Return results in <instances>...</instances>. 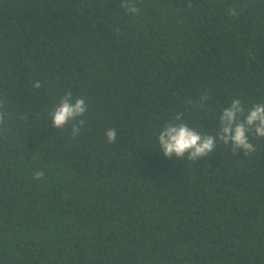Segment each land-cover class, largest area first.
Returning <instances> with one entry per match:
<instances>
[{"label":"trees","instance_id":"trees-1","mask_svg":"<svg viewBox=\"0 0 264 264\" xmlns=\"http://www.w3.org/2000/svg\"><path fill=\"white\" fill-rule=\"evenodd\" d=\"M131 2L0 0V264H264V137L158 145L264 103V0ZM67 92L87 111L57 129Z\"/></svg>","mask_w":264,"mask_h":264},{"label":"clouds","instance_id":"clouds-1","mask_svg":"<svg viewBox=\"0 0 264 264\" xmlns=\"http://www.w3.org/2000/svg\"><path fill=\"white\" fill-rule=\"evenodd\" d=\"M122 7L129 13H137L139 9L131 0H122ZM232 15L236 14L235 9L229 10ZM35 88H40L39 81L33 82ZM2 103V101H0ZM87 104L83 97L72 99V93L67 92L61 97L58 106L51 113L52 124L57 129H62L70 120L82 116L87 111ZM238 115H244V107L239 99H232L230 106L223 109L220 115L219 136L202 135L200 132L190 128L184 123H170L165 125L159 132L158 145L166 157L183 159L187 156L189 160H196L209 156L216 148L217 140L225 144L231 143L234 149L245 153L254 151L253 144L249 141V132L255 136L264 137V103L254 104L247 112L243 121H238ZM179 117H177L178 119ZM4 115L0 112V120ZM74 135L79 134V128L75 125L72 128ZM108 142H115L117 133L115 129L109 128L105 132ZM43 171H36L33 178H43Z\"/></svg>","mask_w":264,"mask_h":264}]
</instances>
